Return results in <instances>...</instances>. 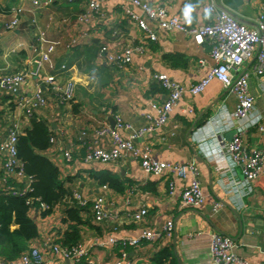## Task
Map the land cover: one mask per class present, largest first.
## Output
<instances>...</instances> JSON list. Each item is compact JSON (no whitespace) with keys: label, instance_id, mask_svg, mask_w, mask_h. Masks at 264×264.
Returning <instances> with one entry per match:
<instances>
[{"label":"crops","instance_id":"crops-1","mask_svg":"<svg viewBox=\"0 0 264 264\" xmlns=\"http://www.w3.org/2000/svg\"><path fill=\"white\" fill-rule=\"evenodd\" d=\"M142 1L178 14L188 26L201 25L209 19L205 0ZM215 1L219 8L230 12L248 28L255 27L264 5V0ZM86 2L52 0L48 7L33 9L30 0H0V76L27 68L31 57L29 47L37 44L34 33L41 31L43 36L39 44L44 50L53 44L54 51L44 64L40 77L28 78L20 95H31L41 79L50 75H54L57 82L69 79L74 84L73 100L66 104L58 103L53 91L44 87L48 101L35 116L53 131L55 141L43 155L58 168L59 178H69L66 186L84 196L106 195V207L117 213L114 219L100 223L86 212L89 209L80 213L83 222L78 226L80 242L88 248V258L97 264H113L117 249L99 248L96 246L99 239L107 236L135 238L143 230L159 229L167 220L173 219L172 237L143 242L138 248L129 249L130 264H153L152 257L166 247H171L177 264H212L210 243L213 234L230 237L236 254L250 264H264V175L252 183V192L246 194L243 187L235 188L243 180L241 168L232 167L226 159L215 160L212 156L221 143L229 142L237 133L234 130L236 123L231 125L229 118L237 99L215 79H211L197 95L188 91L190 86L207 79L214 65L209 41L198 45L186 33L167 31L147 21V31L156 37L155 41H149L146 33L126 15L124 5L116 0L104 1L100 14L89 23L81 24L76 17L85 10ZM18 7L25 11L19 26L11 31L3 30V24L10 19V11ZM134 12L140 14L139 9ZM32 18L36 19V31L29 26ZM136 45H144L145 53L134 55L132 62L123 69L98 56L101 46L120 53L125 46ZM62 64L66 66L64 71L59 70ZM252 67L249 63L242 71L248 72ZM155 73L166 74L179 83L184 92L165 125L136 137L134 144L148 146L152 158L158 161L184 167L193 163L196 166L205 198L198 209L184 208L180 203L182 189L192 179L189 172L185 179L169 173L160 177L146 175L130 155L108 165L83 162L88 147L109 149L108 138L97 132L105 126L111 127L110 118L114 120L118 116L129 124L130 128L120 131L124 137H129L145 125L146 114L154 115L150 104H160L166 96L152 78ZM263 80L250 74L248 87L254 97V109L243 123L247 128L241 138L247 149L264 152ZM14 98L0 93V142L6 137L9 126L17 124L22 129L29 126V120ZM188 110L193 113L188 114ZM62 151L70 152L71 161H65ZM1 164L0 159V167ZM100 170H107L122 181L124 191L102 190L92 176ZM2 177L0 168V191L3 189ZM170 180L174 182L171 194ZM128 191H132L129 202L126 201ZM214 203L219 204L215 211ZM71 205L66 198L45 217L31 211L29 216L37 225L38 237L30 240L28 247L39 245L41 239L48 236H62L69 223L62 221L66 218L64 211ZM141 207L148 211L141 223L127 219V212ZM15 228L11 226V229ZM44 254L50 264H71Z\"/></svg>","mask_w":264,"mask_h":264},{"label":"built area","instance_id":"built-area-1","mask_svg":"<svg viewBox=\"0 0 264 264\" xmlns=\"http://www.w3.org/2000/svg\"><path fill=\"white\" fill-rule=\"evenodd\" d=\"M104 1L106 0H87L85 10L76 17L77 22L81 24L89 23L96 15L100 14ZM116 1L124 5L126 15L146 33V38L149 41H155L156 37L153 33L147 31V21L154 22L157 26L167 31L186 33L198 45H202L205 40L209 41L210 57L214 65L207 74V79L190 86L188 91L192 95H197L211 79H215L225 89L235 95L237 105L229 118L232 121L231 125L236 123L234 130L237 133L229 142L221 143L220 148L212 156L215 160H228L232 167H240L243 180L236 184L235 188L243 187L245 193L250 194L253 190L252 183L259 176L264 175V152L258 149H247L243 144L241 134L247 128L246 125L243 126L244 121L249 118L254 109V97L250 94L248 87L250 74L264 78V5L255 27L248 28L230 12L219 8L215 0H205L208 3L209 19L206 23L197 26H188L178 14H171L164 7H154L142 0ZM30 2L34 9L48 7L51 5L52 0H30ZM134 9H139L140 14L134 12ZM24 12L22 8H13L10 11V19L3 24V30L11 31L16 29L24 16ZM29 26L30 29L37 30L35 18L30 20ZM34 34L37 44L29 47L31 57L27 68L0 76V93L15 97L17 106L28 120L47 104L48 96L44 93V87L53 91V96L60 104L70 103L74 95V84L69 79L57 82L54 75L47 76L45 80L44 78L41 79L31 95H20L21 89L28 78L40 77L44 64L49 61L50 55L54 51L53 44L48 45L45 50L39 44L42 40L43 32L36 31ZM145 50L146 47L144 45L125 46L120 53H114L106 46H101L98 50V56L110 65L123 69L132 62L134 55H142ZM249 63H252V69L248 72L242 71L243 67ZM59 70H66V66L60 65ZM152 78L160 85L166 95L162 103L152 102L150 104V109L154 112V115L146 114L145 125L136 134L129 137H124L120 131L130 128V125L125 123L120 117L115 116L114 127L105 126L97 132L98 135L108 138L109 149L88 147L85 150L83 162L87 165H108L115 163L124 155H130L137 161L139 168L146 175L160 177L169 173L180 179H185L189 172L192 179L182 189L180 203L184 208L198 209L204 204L205 198L198 180L199 174L196 166L193 163L184 167L176 163L158 161L152 158L151 150L148 146L137 147L134 144L136 137H142L145 134L161 129L165 125L169 113L178 105L184 92V88L179 83L173 81L164 73H155ZM192 113V110H188V114ZM260 129L262 130V128ZM23 130L17 124L9 126L6 137L0 142V159L2 160L0 168L1 172H3L2 186L10 195L24 197L31 211L35 210L36 214H38L40 211L47 209V206L40 203L38 199L27 196L28 192L32 190L31 178L24 173L22 162L17 157V137ZM194 139L196 140V137ZM54 141L55 137L52 134L49 142L52 144ZM196 142L200 144V141ZM62 152L65 161H71L70 152ZM9 180L23 184L21 187L8 186L6 182ZM168 187L171 194L174 190L173 180L169 181ZM101 189L106 191L109 188L103 185ZM234 190L232 191L234 192ZM131 194L132 191H128L126 195L127 202H129ZM72 199L80 208H89L96 223L112 220L117 214L106 207L108 205L107 197L104 194L88 197L79 191H73ZM35 203L38 206L34 205ZM218 206V203H214L213 210L215 211ZM147 213V209L141 207L134 212H127L126 217L132 223H141ZM174 229V221L169 219L159 229H145L138 237L117 239L114 236H107L99 239L96 242V246L102 249H117L113 264H130L128 259L129 249H136L143 242L152 243L163 238L170 239ZM57 239L56 235L45 237L41 239L39 245L29 247L28 251L17 259L8 262L0 259V264H50L47 260V255L44 253L66 260L71 264H78L81 261H84L85 264H97L88 258V248L82 243L68 248L57 243ZM210 256L212 264H250L249 261L236 254L232 239L221 234L212 235Z\"/></svg>","mask_w":264,"mask_h":264},{"label":"trees","instance_id":"trees-1","mask_svg":"<svg viewBox=\"0 0 264 264\" xmlns=\"http://www.w3.org/2000/svg\"><path fill=\"white\" fill-rule=\"evenodd\" d=\"M52 134L51 127L45 121L33 115L29 120L28 128L24 129L17 137L16 151L17 157L22 162L24 173L31 178L32 190L28 192L27 196L36 198L40 203L47 206V209L38 213V216L45 217L49 215L58 203L69 198L72 205L65 209L66 218L62 220L64 223H69L56 242L64 247L71 248L81 243L78 226L83 223L80 213L84 212L85 209L80 208L73 201V191L66 186L70 179L61 180L58 168L43 155L44 151L52 145L49 142ZM92 176L100 186H107L115 192L120 193L125 189L123 182L107 170H100ZM22 184L10 180L6 182V185L14 187H21ZM34 205L38 206L37 203ZM30 212L31 209L26 204L24 197L12 196L1 189L0 259L2 261L8 262L17 259L28 251V242L38 237V228L29 216ZM86 212L91 213L90 210ZM12 225L16 228L11 229ZM152 263L177 264V261L171 247H166L152 257ZM78 264H85V262L81 261Z\"/></svg>","mask_w":264,"mask_h":264},{"label":"water","instance_id":"water-1","mask_svg":"<svg viewBox=\"0 0 264 264\" xmlns=\"http://www.w3.org/2000/svg\"><path fill=\"white\" fill-rule=\"evenodd\" d=\"M109 121L111 123V127H114V120L112 118H110Z\"/></svg>","mask_w":264,"mask_h":264}]
</instances>
